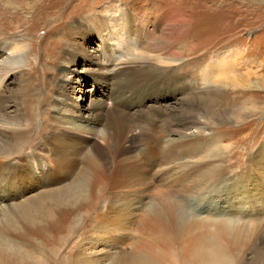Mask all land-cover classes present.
I'll return each instance as SVG.
<instances>
[{"label": "rangeland", "instance_id": "1", "mask_svg": "<svg viewBox=\"0 0 264 264\" xmlns=\"http://www.w3.org/2000/svg\"><path fill=\"white\" fill-rule=\"evenodd\" d=\"M155 56L163 64L152 86L137 96L131 95L130 83L138 72L108 71L117 61ZM121 104L128 106L129 118L195 108L209 138L210 148L201 155L216 152L215 164L226 168L227 183L201 188L185 174H169L167 182L128 195L127 203L139 209L129 220L133 229L124 244L109 241L105 232L85 237L62 232L44 247L19 215L30 208L36 217L33 203L49 188L38 161L41 166L54 153L53 145L60 146V129L80 127L86 138L101 140L109 122L103 118L97 127L96 113ZM0 125L14 131L0 130V156L9 140L11 145L21 141L27 144L25 159L18 160L29 166L21 175L10 173L22 181L6 188L0 183V223L2 215L10 216L15 229L6 234L8 241L30 246L49 263L73 250L84 256L79 264H130L125 256L137 240L163 264H185L180 243L220 225L228 229L234 263L254 264L264 253V0H0ZM71 138L64 141L92 152L91 144ZM145 212L163 218L146 219ZM196 219L206 226L190 232ZM82 220L76 222L79 229ZM165 230L171 243L156 233ZM26 235L32 245L24 241Z\"/></svg>", "mask_w": 264, "mask_h": 264}, {"label": "bare ground", "instance_id": "2", "mask_svg": "<svg viewBox=\"0 0 264 264\" xmlns=\"http://www.w3.org/2000/svg\"><path fill=\"white\" fill-rule=\"evenodd\" d=\"M224 6L226 5L223 3V10ZM222 9L219 10L223 12ZM226 11L227 9L224 10V12ZM157 58L160 59V56H155L153 59L148 58L147 61L142 59V61L133 60L132 62L117 61L110 66L112 69L108 71L111 74L126 70L138 72L137 78L132 77L130 83L131 95L137 96L141 91L152 86L150 81L163 64L156 60ZM125 94L126 92L122 93L123 98H125ZM228 106H230V102ZM127 107L125 104H121L118 108L105 107L96 113L97 127L100 126L99 123L103 118L109 122V130L107 132L100 131L101 140L94 137L86 138L84 129L80 127L60 129L58 134L62 137L60 146L57 142L53 148L51 147L54 153L52 152L53 154L48 159L44 157L41 166L38 161V166L46 170L43 172L46 173L43 180L46 182L45 186L49 188L42 191L38 202L33 203L37 212L36 217L32 216L33 211L30 208H24L23 212L20 210L19 215H22L31 226L29 234L32 233V236L42 239L44 247L56 242L55 238L62 232L72 235L73 232L75 234L80 232L79 234L84 237L92 232L93 236L105 232L109 241L115 242L117 239L116 243L125 242L133 229L129 220L133 216L134 209H139V207L127 203L128 195L133 191L151 187L156 181L158 183L167 182L169 174L173 176L185 174L188 176L185 179L189 183L201 188H211L219 183L223 185L227 183L225 179H222L226 168L215 164L218 157L216 152L201 155L202 150L206 151L210 148L209 138H204L202 134L205 124L197 120L198 113L195 108L187 113H173L156 118H129ZM208 112L210 113V111ZM161 127L163 131L159 130ZM130 128L133 131L127 134ZM193 128L196 130L192 133L190 130ZM0 130L8 132L12 129L0 125ZM16 130L19 132L21 129ZM75 136L82 140L81 145L91 144L92 152L85 153L84 150H81L82 148H77L72 140H69L70 143L64 141L66 137ZM203 138L206 140H201ZM194 141L197 142L194 143ZM6 144L10 147H6L4 154L0 156V183H3L2 187L5 188L22 181L23 177L18 175L10 177V173L16 172L21 175L29 168L27 164L20 161L25 159L24 149L27 144L19 141V143L11 145V140ZM8 150L10 152H7ZM179 161H183V164L178 167L174 165ZM77 169L80 170L78 176L71 184L66 185V180ZM191 170L193 172L189 173ZM53 185L57 186L50 188ZM1 202L0 204H2ZM2 208H0V212L4 211ZM203 211H208V209ZM17 212L18 210L15 213ZM142 215L146 219H154L156 222L163 218L155 212H145ZM2 216L0 264H79L83 260L84 256L76 255L72 250L69 257L61 259L54 257L55 261L51 260L49 263L47 257L42 260L40 255L36 256L39 252L35 253L28 245V247L23 246L24 242H18L22 245L21 248L15 246L14 240L12 242L15 245H12L10 239L8 241L6 238V234L13 233L14 221L7 214ZM80 218H83L84 224H81L82 228L79 229L76 222ZM192 225L190 232L206 226L201 225L200 221ZM204 228H207V233L194 235V240L192 239L188 244L185 241L180 243L179 252L182 253L183 260L186 261L185 264H236L231 255L232 242L228 229L221 225L211 229L209 226ZM82 230L84 231L82 232ZM209 230L212 233H209ZM15 233L18 235L17 232ZM156 233L171 243L168 230L156 231ZM22 234L20 232V235ZM81 239L83 241L85 238L81 237ZM24 241L31 242L30 245L34 243L29 237H24ZM125 260L130 264H159L160 262L163 264L158 253L137 240L130 245ZM256 260L254 264H264V253H258ZM238 264L252 263L239 262Z\"/></svg>", "mask_w": 264, "mask_h": 264}]
</instances>
